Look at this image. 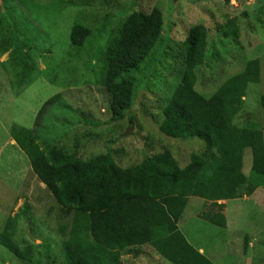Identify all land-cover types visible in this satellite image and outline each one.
Listing matches in <instances>:
<instances>
[{
    "label": "rangeland",
    "instance_id": "obj_1",
    "mask_svg": "<svg viewBox=\"0 0 264 264\" xmlns=\"http://www.w3.org/2000/svg\"><path fill=\"white\" fill-rule=\"evenodd\" d=\"M201 2L0 0V45L6 43L0 47L1 229L6 218L19 212L26 203L37 218L39 212L44 214L48 207L45 203L48 205L52 199L31 173L27 158L11 141L12 126L36 129L44 143L68 154L75 152L87 164L111 153L115 163L126 168L138 164L145 156L168 150L183 168L192 154L205 149L204 142L197 138L172 139L159 131L161 111L179 80L182 43L196 25L207 30L205 59L195 70L198 92L205 95L214 92L228 77L242 71L246 62L259 60L260 82L248 86L243 111L262 128L264 141V114L259 105L260 97L264 96V0L232 1L229 6L240 11L226 13L216 1ZM154 7L162 8L166 41L155 51L149 65L142 66L132 77L138 93L131 125L128 119L115 123L108 113L109 97L99 83L105 45L125 17L138 11L149 13ZM245 9L247 14L243 13ZM74 24L92 29L102 24L104 29L94 34L85 48L76 49L69 41ZM235 30L236 35L232 32ZM30 65L33 72L24 78L22 71ZM57 94L61 101L49 108L35 126L36 114L43 103ZM244 114H239L240 123ZM242 162L243 173L248 174L252 163L250 151L244 152ZM200 200L191 199L179 223L186 241L208 247L225 244L232 236L226 264H264V188H258L250 202L229 205L225 216L228 231L196 219L195 214L202 211ZM39 207L43 210L38 211ZM38 228L21 219L16 236L39 245L41 240L34 233ZM241 235L256 238L244 257L243 245L236 239ZM51 243L56 246H53L55 258L49 264H64L61 240L57 236ZM0 264L23 263L0 246ZM119 264L171 263L144 246L139 253L124 254Z\"/></svg>",
    "mask_w": 264,
    "mask_h": 264
},
{
    "label": "trees",
    "instance_id": "obj_2",
    "mask_svg": "<svg viewBox=\"0 0 264 264\" xmlns=\"http://www.w3.org/2000/svg\"><path fill=\"white\" fill-rule=\"evenodd\" d=\"M212 1L223 13L240 11L229 6L237 0ZM163 17L160 7L149 13L133 12L107 40L99 83L109 97L108 113L115 123L128 119L131 125L138 93L132 77L149 65L166 41ZM103 29L102 24L93 29L74 24L70 46L85 48ZM206 45V28L192 27L182 43L178 83L161 111L159 131L163 135L183 141L197 138L205 144L183 168L168 150L126 168L118 166L111 153L87 164L75 152L68 154L44 143L36 129L12 126L11 141L52 199L45 203L44 216L39 212L36 218L27 203L8 216L0 228V246L23 264L51 263L56 247L51 242L57 236L64 264H119L124 254L139 253L144 246L171 264H212L186 241L179 223L189 200L198 198L203 204L196 218L225 229V206L219 202L250 197L264 188V141L262 128L243 111L248 86L260 82L259 60L246 62L242 71L205 95L195 88V70L204 62ZM32 69L28 66L22 76L27 77ZM60 101L58 94L45 101L34 125ZM259 105L264 114V96ZM240 112L245 115L242 123ZM246 150L252 159L247 175L242 162ZM100 163L106 168L100 169ZM21 219L39 227L34 232L41 240L39 245L16 236Z\"/></svg>",
    "mask_w": 264,
    "mask_h": 264
},
{
    "label": "crops",
    "instance_id": "obj_3",
    "mask_svg": "<svg viewBox=\"0 0 264 264\" xmlns=\"http://www.w3.org/2000/svg\"><path fill=\"white\" fill-rule=\"evenodd\" d=\"M251 169V168H250ZM247 172V171H246ZM245 174V173H244ZM247 175V173L245 174ZM258 189L254 191V193L250 196V197H243L242 199H237V200H231V201H223V202H219V204H222L225 206V216L227 209L229 207L230 204H237V206L240 205V203L243 202H250L252 200V198L256 195ZM191 201V199L189 200V202ZM196 201V200H194ZM201 201V200H200ZM195 203V202H194ZM201 206L203 204V201L200 202ZM201 208V207H200ZM199 213V211L197 212V214ZM196 216V215H195ZM226 218V217H225ZM197 219V218H196ZM199 220V219H198ZM201 221V220H200ZM211 225V224H210ZM212 226V225H211ZM183 227L180 226V229H182ZM224 231H228V226L226 223V227L224 229ZM184 235V234H183ZM234 236V235H233ZM185 237V235H184ZM186 238V237H185ZM232 239V236L229 238V240L227 239V243H223V244H211L208 247H204V246H200L201 244H195L193 241L192 243L190 242V244H192V246L203 256H205L212 264H226L225 259L230 255V252L228 250V248H231V244H230V240ZM238 240V244H242L243 245V257L246 255V250L250 247L251 244H253V242H255L256 238H252L250 239L247 236H243L241 235V237L236 238ZM187 240V239H186ZM233 252V251H232ZM232 255L235 256V258H237V254L235 252L232 253ZM241 256V255H240ZM242 257V258H243ZM236 261H238L236 259ZM230 264V263H229Z\"/></svg>",
    "mask_w": 264,
    "mask_h": 264
}]
</instances>
